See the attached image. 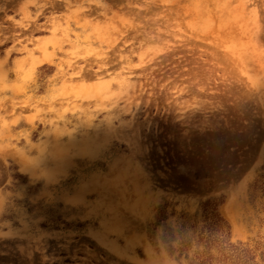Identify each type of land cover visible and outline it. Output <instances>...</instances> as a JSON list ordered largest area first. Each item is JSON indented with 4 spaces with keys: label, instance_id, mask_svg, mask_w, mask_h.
<instances>
[{
    "label": "rangeland",
    "instance_id": "rangeland-1",
    "mask_svg": "<svg viewBox=\"0 0 264 264\" xmlns=\"http://www.w3.org/2000/svg\"><path fill=\"white\" fill-rule=\"evenodd\" d=\"M217 213L264 264V0H0V264H191Z\"/></svg>",
    "mask_w": 264,
    "mask_h": 264
},
{
    "label": "trees",
    "instance_id": "trees-1",
    "mask_svg": "<svg viewBox=\"0 0 264 264\" xmlns=\"http://www.w3.org/2000/svg\"><path fill=\"white\" fill-rule=\"evenodd\" d=\"M208 201L205 205H210ZM204 251L191 264H260L244 245L231 242L230 226L218 213L203 230Z\"/></svg>",
    "mask_w": 264,
    "mask_h": 264
},
{
    "label": "bare ground",
    "instance_id": "bare-ground-1",
    "mask_svg": "<svg viewBox=\"0 0 264 264\" xmlns=\"http://www.w3.org/2000/svg\"><path fill=\"white\" fill-rule=\"evenodd\" d=\"M48 60V58L44 59ZM40 63V62H39ZM42 63V62H41ZM234 198H231L227 203L222 206L223 215L230 221L234 234H238L239 229L237 227L236 219L233 215ZM167 264V263H164Z\"/></svg>",
    "mask_w": 264,
    "mask_h": 264
}]
</instances>
